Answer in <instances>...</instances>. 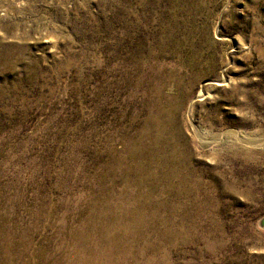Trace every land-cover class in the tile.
<instances>
[{"label": "rangeland", "instance_id": "374dc122", "mask_svg": "<svg viewBox=\"0 0 264 264\" xmlns=\"http://www.w3.org/2000/svg\"><path fill=\"white\" fill-rule=\"evenodd\" d=\"M177 102L183 182L143 136ZM125 183L114 252L89 204ZM262 217L264 0H0V264H264Z\"/></svg>", "mask_w": 264, "mask_h": 264}, {"label": "bare ground", "instance_id": "6f19581e", "mask_svg": "<svg viewBox=\"0 0 264 264\" xmlns=\"http://www.w3.org/2000/svg\"><path fill=\"white\" fill-rule=\"evenodd\" d=\"M174 103L173 104H168V103L164 104L163 106H160L159 108H157L156 111H152L149 113V115L147 116V122L146 123L144 122L146 125H145V128L143 127L144 128L143 136L146 139H148L147 146L155 145L154 141L159 144V153L161 154L164 161L167 162V164H168V170L166 169V171H165V178L168 179L169 177H181V182H183L185 179L182 177L191 176V174L193 173V169L191 168V164L189 163L191 161L189 144L184 142V138H183V134H185V133H183L180 129H176V126H175V120L177 118L176 114L178 112H180L181 103H179V102H177L176 104H174ZM192 105H193V101L189 104V107H188V118H189L190 124L193 123V119L191 118ZM140 137H142V136L140 135ZM215 138H216V140H218L217 137H215ZM236 140H240L242 142H245V140H243L242 138H239V137H236ZM138 142H140V141H138ZM208 143L212 144L213 141L210 139L208 141ZM132 145H133V143H132ZM128 146L129 145L126 146L125 152H129V153L133 154V148L128 147ZM144 146H145V144H144ZM137 149L138 148H136V151H137ZM143 149H144V147H143ZM146 150H147V148H146ZM141 154H144V153H141ZM136 156H138V155H136ZM113 161H114V159H113ZM154 162H155V160H154ZM139 163H141V161ZM170 163L174 164L173 168H170ZM131 164H132V162H131ZM173 164H171V165H173ZM153 167H155V166H153ZM145 169H147V168L145 167ZM152 170H154V169H152ZM143 172H145V171H143ZM151 174L149 173V175H151ZM158 175H160V174H158ZM144 176H146V175H144ZM141 177H142V175H141ZM156 177H158V176H156ZM136 179H138V178H136ZM150 180H152V179H150ZM130 182H131V180H130ZM133 182H134V180H133ZM138 183H139V185H141L140 181ZM152 183H153V181H152ZM135 190H137V189L130 188L129 183H125V186H124L122 192L119 193V194L123 195V197L118 198L117 201H116V199H113V202L101 201L102 207H101V205L97 204L96 201H93L91 204H89V206H90L89 218H88L89 223L90 222L102 223L103 225H105V231L103 234V236L105 237L104 243L113 247V248H110V250L112 249L114 252H118L123 248V245L126 243L127 238H129L130 233L135 228H139V227L144 226L147 223H149L147 221H144V219H139L144 212V207L146 206V203H147L146 201H148V200L146 199L145 196H142L141 194L134 192ZM110 205L112 207H110ZM94 216L96 217V219H93ZM259 227H260V225H259ZM261 229H263V228H261ZM84 252H85V250H84ZM97 255H100L99 250H96L95 256L93 257L91 255V257L95 260Z\"/></svg>", "mask_w": 264, "mask_h": 264}, {"label": "water", "instance_id": "95a60500", "mask_svg": "<svg viewBox=\"0 0 264 264\" xmlns=\"http://www.w3.org/2000/svg\"><path fill=\"white\" fill-rule=\"evenodd\" d=\"M259 225H260L261 228L264 229V217H262V218L260 219V221H259Z\"/></svg>", "mask_w": 264, "mask_h": 264}]
</instances>
